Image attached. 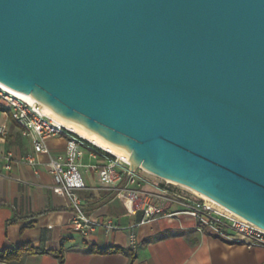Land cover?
I'll use <instances>...</instances> for the list:
<instances>
[{"label":"water","instance_id":"water-1","mask_svg":"<svg viewBox=\"0 0 264 264\" xmlns=\"http://www.w3.org/2000/svg\"><path fill=\"white\" fill-rule=\"evenodd\" d=\"M0 83L264 229V0H0Z\"/></svg>","mask_w":264,"mask_h":264},{"label":"crops","instance_id":"crops-1","mask_svg":"<svg viewBox=\"0 0 264 264\" xmlns=\"http://www.w3.org/2000/svg\"><path fill=\"white\" fill-rule=\"evenodd\" d=\"M0 264H264V247L247 248L202 227L186 214L166 215L138 224L143 212H131L124 196L94 190L97 175L85 172L91 188L81 194L87 213L97 221H113L120 228H100L88 237L72 224L68 198L55 194L48 164L66 149V136L46 141L49 154L35 151L33 141L23 136L10 111H0ZM8 156L10 160H8ZM104 158L85 150L84 163L103 164ZM144 189V188H143ZM164 186L144 189L161 194ZM162 202V200H160ZM164 202V201H163ZM168 210L179 209L166 204ZM135 232L137 244L130 245ZM32 245L43 253L7 261L1 254ZM98 250H118L108 254Z\"/></svg>","mask_w":264,"mask_h":264},{"label":"built area","instance_id":"built-area-1","mask_svg":"<svg viewBox=\"0 0 264 264\" xmlns=\"http://www.w3.org/2000/svg\"><path fill=\"white\" fill-rule=\"evenodd\" d=\"M0 101L9 108L12 119L23 136L32 139L36 152L49 154L46 141L55 136H66L65 151L51 157L48 164L49 172L54 178L51 189L55 194L68 198L73 212L71 224L82 236L88 237L100 228L107 232L120 228L111 220L97 221L86 211V203L81 194L91 189L87 184L85 172L92 171L97 175V185L94 190L112 191L124 196L130 204L131 212H143V218L134 227L164 215L174 217L178 214H186L202 227L221 237L242 243L250 249L264 247V229L217 203L201 197L185 196L168 188L163 189L161 194L144 190L139 183L137 171L131 172V165L127 160L107 152L59 125L44 114L39 103H29L8 94L1 88ZM5 134L6 128L0 127V135ZM86 149H90L93 156L104 158L105 162L84 163ZM7 159L10 160V157L8 156ZM167 203L177 205L179 209L168 210ZM136 244L137 235L132 232L130 245L134 248Z\"/></svg>","mask_w":264,"mask_h":264},{"label":"bare ground","instance_id":"bare-ground-1","mask_svg":"<svg viewBox=\"0 0 264 264\" xmlns=\"http://www.w3.org/2000/svg\"><path fill=\"white\" fill-rule=\"evenodd\" d=\"M0 88L2 90H4L5 92H7L8 94L15 96L17 98H20L22 100H25L29 103H39L42 106L43 112L46 116L50 117L51 119H53L55 122H57L59 125L73 131L74 133H76L77 135L81 136L82 138L86 139L89 142H92L93 144L97 145L98 147L106 150L107 152L124 158L125 160H127L130 163V157H131V153L127 150H125L123 147L115 145L107 140H105L100 134L95 133V132H90V131H86L84 129V127L80 124V122L77 121H71V120H66L64 119L59 113H57L56 111L52 110L51 108H48L47 106H45L44 104H42L41 102H39L37 99H35L31 94H23V93H19L3 84L0 83ZM168 182H171L169 180H166ZM174 184H177L175 182H172ZM182 187L188 189L189 191L193 192L194 194L198 195L201 198H205L208 199L214 203H217L216 201H214L213 199L201 194L198 191H195L191 188H188L186 186L181 185ZM219 204V203H217ZM220 205V204H219Z\"/></svg>","mask_w":264,"mask_h":264},{"label":"rangeland","instance_id":"rangeland-1","mask_svg":"<svg viewBox=\"0 0 264 264\" xmlns=\"http://www.w3.org/2000/svg\"><path fill=\"white\" fill-rule=\"evenodd\" d=\"M137 176L139 177V183L141 184L142 188L146 189H153L156 186H164L165 188H168L170 190H173L179 194L194 197H199L198 195L194 194L193 192L189 191L188 189L182 187L179 184H174L172 182H168L166 180H163L159 177H156L155 175L143 170L138 169L137 170Z\"/></svg>","mask_w":264,"mask_h":264},{"label":"trees","instance_id":"trees-1","mask_svg":"<svg viewBox=\"0 0 264 264\" xmlns=\"http://www.w3.org/2000/svg\"><path fill=\"white\" fill-rule=\"evenodd\" d=\"M0 111H9V108L6 106L4 102L0 101ZM97 151H100L98 148L94 147ZM94 252H98L101 254H108L113 251H118V250H112V249H107V250H98V249H93ZM44 250L36 248L32 245H24L20 246L14 250L11 251H6L3 254H1V258L3 260L7 261H13V260H19L21 257L26 256V255H34V254H39L43 253Z\"/></svg>","mask_w":264,"mask_h":264}]
</instances>
